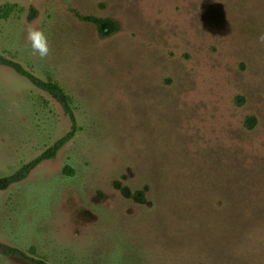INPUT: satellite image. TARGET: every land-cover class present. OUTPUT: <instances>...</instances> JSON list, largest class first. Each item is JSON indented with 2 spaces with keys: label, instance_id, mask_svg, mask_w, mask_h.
I'll return each instance as SVG.
<instances>
[{
  "label": "rangeland",
  "instance_id": "obj_1",
  "mask_svg": "<svg viewBox=\"0 0 264 264\" xmlns=\"http://www.w3.org/2000/svg\"><path fill=\"white\" fill-rule=\"evenodd\" d=\"M5 5L0 54L56 82L77 128L0 191V245L50 264H264V0ZM28 24L48 35L47 58ZM70 129L55 99L0 65V178Z\"/></svg>",
  "mask_w": 264,
  "mask_h": 264
},
{
  "label": "trees",
  "instance_id": "obj_2",
  "mask_svg": "<svg viewBox=\"0 0 264 264\" xmlns=\"http://www.w3.org/2000/svg\"><path fill=\"white\" fill-rule=\"evenodd\" d=\"M14 5H5L0 9V16L6 17L8 16L11 11L14 9ZM83 19L92 22L96 25L98 31L101 34H111L116 29V24L111 21L110 19H100V18H93V17H83ZM0 65L6 66L13 70L19 76L25 78L29 81L33 86L37 89L47 93L53 99H55L63 108L64 113L68 116L71 129L70 131L60 139H58L50 148H48L45 152L40 154L35 159L31 160L30 162L21 166L16 172L13 174L0 178V191L7 189L12 184L20 182L24 180L35 168L39 163L44 160L53 158L56 152L75 134L76 126H77V118L76 115L71 107L70 99L68 95L64 92V90L54 81L52 80H43L38 76L34 75L32 72L27 70L21 63L7 58L4 55L0 54ZM120 192L128 197L139 200L143 202L145 199L143 197V193L135 192L130 193L126 188H119ZM1 251L6 256L12 257H19L26 261H29L31 264H50L49 262L45 261L44 259H36L31 257L27 252L18 249L16 247L8 246V245H0ZM30 249L29 251H32Z\"/></svg>",
  "mask_w": 264,
  "mask_h": 264
},
{
  "label": "clouds",
  "instance_id": "obj_3",
  "mask_svg": "<svg viewBox=\"0 0 264 264\" xmlns=\"http://www.w3.org/2000/svg\"><path fill=\"white\" fill-rule=\"evenodd\" d=\"M27 44L30 46L32 54L40 59H45L50 55L49 37L39 25L28 24L25 28L24 36ZM261 44H264V33L258 37Z\"/></svg>",
  "mask_w": 264,
  "mask_h": 264
}]
</instances>
